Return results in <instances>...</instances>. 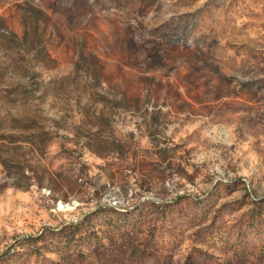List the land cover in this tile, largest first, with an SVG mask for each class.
Returning a JSON list of instances; mask_svg holds the SVG:
<instances>
[{
	"label": "rangeland",
	"instance_id": "obj_1",
	"mask_svg": "<svg viewBox=\"0 0 264 264\" xmlns=\"http://www.w3.org/2000/svg\"><path fill=\"white\" fill-rule=\"evenodd\" d=\"M0 264H264V0H0Z\"/></svg>",
	"mask_w": 264,
	"mask_h": 264
}]
</instances>
